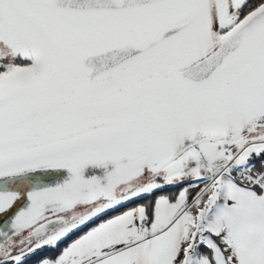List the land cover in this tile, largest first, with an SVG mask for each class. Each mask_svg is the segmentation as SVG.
<instances>
[{
	"label": "snow or ice",
	"instance_id": "1",
	"mask_svg": "<svg viewBox=\"0 0 264 264\" xmlns=\"http://www.w3.org/2000/svg\"><path fill=\"white\" fill-rule=\"evenodd\" d=\"M0 264H264V0H0Z\"/></svg>",
	"mask_w": 264,
	"mask_h": 264
}]
</instances>
